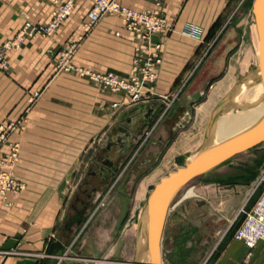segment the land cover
Listing matches in <instances>:
<instances>
[{
    "label": "rangeland",
    "instance_id": "rangeland-1",
    "mask_svg": "<svg viewBox=\"0 0 264 264\" xmlns=\"http://www.w3.org/2000/svg\"><path fill=\"white\" fill-rule=\"evenodd\" d=\"M252 2L253 0H235L233 8L220 18L223 25L220 35L213 41V45L206 47L208 50L200 47L199 58L187 64L186 68L193 70L194 73L183 79L180 92L183 96L174 102L172 101L175 95L163 93L153 95L152 87L158 73L155 80L147 85L148 92L140 100L131 102L122 92H111L89 81L90 84L85 77L74 73L72 68H66L77 66L96 71L88 66L74 65L70 61L72 55L62 62L60 53L73 45V54L75 50L73 42L61 46L51 56L45 65L44 86L67 85L71 77V80L76 78L83 84L89 83L99 92L111 93L114 96L112 99H115L113 103L109 101L102 106V114L92 112L91 125H82L84 121H80L81 124L75 126L70 124L45 126L46 133L49 132L51 136L60 139L53 145L56 147L54 151L58 150L57 153L60 155L44 159V167L47 169L44 173L22 174L15 171L20 146L18 142L13 141L18 144V150L12 171L14 177L22 182L23 192L26 185L33 183L31 184L33 188L28 191L31 195L29 197L45 198L55 193L54 188L59 183L63 185L61 191L56 190L60 207L47 236L50 239L56 237L64 244L62 252L58 255L57 264L135 262L137 236L142 235L140 218L153 184L168 171L182 166L184 161L203 148L207 138L206 125L212 109L222 103L214 115L213 123L222 115L236 113L247 107L235 105L231 98L237 86L244 89L238 85L244 76L250 71H255L259 65L252 40L255 23ZM191 26L192 24H188L186 28L191 29ZM229 33L232 34L231 45L225 50L224 39ZM10 37L4 39L0 45ZM33 37L25 38L18 48L2 54L0 73L9 72L7 54L19 50L25 40ZM40 92L41 90H32L26 95L28 107L35 104ZM46 95L48 97L46 102L49 104L44 103L45 121L57 122L53 115H60L66 118L61 121L68 123L71 122L68 118L70 114L78 121L79 115L73 109L68 111L70 105L65 94L58 96L56 92L51 91ZM250 95L254 96L252 93ZM178 104L182 105L180 110L183 113L178 121L170 122L169 139L164 144L156 146L155 150L158 152L155 151L152 157H145L142 161L143 149H139L146 148L155 140L156 128L153 127L162 116V121L169 122V116ZM137 107H142L146 113L152 110L153 114L146 119L141 116V111L144 110L137 112L135 110ZM82 113L87 114L81 111ZM97 117H103V120L96 121ZM86 121L90 122L87 119ZM10 122L13 126L8 135L16 128H23L15 121ZM118 129L126 130L130 134L129 146L114 158L115 171L104 177L97 171L103 167L101 158L111 156L113 148L112 150L106 148L109 139ZM222 133L217 132L214 138ZM256 147L253 148L255 160L261 164L253 179H243L247 175L244 173L242 177L236 174L232 165L245 158V154H238L223 163L228 165L223 172L218 169L211 170L187 182L178 190L167 211L161 235L162 264H204L214 259L221 248V232L225 229L234 232L243 219V211L249 208V202L256 201L262 192L264 183H260L259 180L264 165V142ZM176 153L181 156L173 158ZM183 155L186 159L182 157ZM27 180L31 183L28 184ZM127 180L131 181L126 187ZM239 182L243 185H239ZM189 190L195 195L187 196ZM245 198H248L247 202H244ZM240 202L244 204L239 209L235 208L240 206ZM233 216L235 217L232 220Z\"/></svg>",
    "mask_w": 264,
    "mask_h": 264
},
{
    "label": "crops",
    "instance_id": "crops-1",
    "mask_svg": "<svg viewBox=\"0 0 264 264\" xmlns=\"http://www.w3.org/2000/svg\"><path fill=\"white\" fill-rule=\"evenodd\" d=\"M63 1L0 0V43L10 37L25 20L46 23L50 18L54 2ZM234 1L117 0L121 6L129 9L143 10L158 7L169 26L168 31L162 30L151 36L152 41L160 44L161 54L157 79L152 87L153 95L162 93L175 95L174 99L171 98L172 102L178 98L181 99L183 79L194 73L193 70L186 68L187 64L199 58L200 47L206 48L213 45V41L223 29L220 18L233 8ZM89 5L88 0H75L70 15L61 22L52 36L37 35L25 40L19 50L10 51L7 54L9 72L0 73V125L15 121L18 126H23L21 129L13 130L7 137L8 141H16L20 146L19 161L15 166V171L18 173H44L47 170L44 167V159L60 155L57 153L58 150L54 151L56 147L53 146L60 139L54 135L51 136L49 132L46 133L45 126H68L69 124L75 126L80 125L82 121H84L82 125H91L93 124L92 112L100 113L103 105L109 101L112 103L115 101L111 93L99 92L96 87L90 86L89 81L87 82L90 84L85 82L83 84L76 78L71 80L70 77L67 85H43L46 77L45 65L61 46L72 42L75 44V50L70 59L74 65L88 66L97 72L111 71L118 76H125L131 68L132 48L137 38L127 33L119 17L113 14L102 16L90 31L83 34L80 25ZM188 24H192L191 29L186 28ZM58 80L61 82V79L58 78ZM32 90H41V92L35 104L28 107L26 95ZM50 90L53 93L56 92L58 96L66 95L70 105L68 111L73 109L79 115L78 121L71 114L68 115L71 121L68 123L61 121L66 118L60 115H53L57 122L45 121L44 103L49 104L46 102L48 98L46 94H50ZM54 102L55 100L52 101ZM181 106V104L176 106L169 116V122L162 121V116L155 124L153 127V129L156 128L155 140L151 141L146 148L139 149H143L142 161L145 157H152L155 151L158 152L157 149L155 150L156 146L164 144L169 139L170 122L178 121L181 117L183 113L180 110ZM141 108L137 107L135 110L137 112L144 110ZM81 111L87 114H81ZM141 112V116L146 119L153 114L152 110L149 113H146V110ZM95 120H103V117H97ZM121 132L124 136H130L126 130L118 129L109 139L106 149L113 148L111 156L106 155L101 158L104 168L97 171L104 177L115 171L114 158L129 146V139L121 140L119 136ZM1 149L5 151L6 147L2 146ZM241 154H245V158L232 166L237 175L242 177L243 173L247 174L243 179L251 180L261 162L255 160L256 155L253 149L239 155ZM179 156L181 155L176 153L173 158ZM182 157L186 159V156ZM225 168H228V165L221 164L211 170L218 169L223 172ZM130 181H126V187L130 185ZM30 183L28 181V184ZM31 184L26 185V190L17 197L7 195L6 200L0 198V247L7 238L19 234L13 248L0 250V264H57L58 255L64 248L60 239L47 237L60 207L56 190L61 191L63 185L59 183L54 188L55 193L50 197L41 196L39 199H33L29 197L31 195L28 192L33 188ZM238 184L243 185L241 182ZM247 201L248 198H245L244 202ZM244 202H240V206L235 208L239 209ZM254 202H249V208ZM234 217L231 219L233 220ZM232 235V230L225 229L221 232L220 251L211 262L206 261L204 264H264V239L257 242L248 255V248L241 241L233 239ZM3 251L8 252L3 253Z\"/></svg>",
    "mask_w": 264,
    "mask_h": 264
},
{
    "label": "built area",
    "instance_id": "built-area-1",
    "mask_svg": "<svg viewBox=\"0 0 264 264\" xmlns=\"http://www.w3.org/2000/svg\"><path fill=\"white\" fill-rule=\"evenodd\" d=\"M75 0L54 2L50 18L46 23L25 21L19 29L0 45V61L3 53L16 49L25 38L35 35L50 36L71 13ZM90 5L85 13L80 28L88 32L99 19L106 14L119 17L124 30L137 38L132 48L131 69L125 76H118L111 71L96 72L82 67H72L73 72L85 77L91 83L111 92H122L131 102H136L148 92L147 85L156 78V71L161 63L160 44L151 40L159 31H168L165 18L156 8L135 10L121 6L117 0H88ZM118 34V33H116ZM73 45L60 53L62 62L72 55ZM64 64V63H63ZM13 124L0 125V198L16 196L23 190L22 182L13 175V166L17 157L18 144L8 141V132ZM2 146L6 147L3 151ZM260 183H264V165L260 172ZM233 239L241 241L248 248V255L257 242L264 239V186L254 204L243 211V219L233 232ZM8 251H3L7 253Z\"/></svg>",
    "mask_w": 264,
    "mask_h": 264
},
{
    "label": "water",
    "instance_id": "water-1",
    "mask_svg": "<svg viewBox=\"0 0 264 264\" xmlns=\"http://www.w3.org/2000/svg\"><path fill=\"white\" fill-rule=\"evenodd\" d=\"M252 13L257 29L260 46L261 77L264 84V0H253ZM217 105L209 114L205 136L207 137L215 113L221 107ZM264 142V114L260 120L246 131L198 153L191 161H184L182 166L168 171L152 186L146 198L147 213V251L146 264H162L160 242L167 211L178 190L187 182L211 169L223 164L234 156L255 148ZM19 238L15 234L7 238L0 250L14 247ZM132 264H138L135 260Z\"/></svg>",
    "mask_w": 264,
    "mask_h": 264
},
{
    "label": "bare ground",
    "instance_id": "bare-ground-1",
    "mask_svg": "<svg viewBox=\"0 0 264 264\" xmlns=\"http://www.w3.org/2000/svg\"><path fill=\"white\" fill-rule=\"evenodd\" d=\"M231 36L232 34L229 33L224 39L225 50H228L230 48ZM252 40H253V46L255 49V55L257 57L259 65L255 71L248 72L244 76L243 80L238 85H241V87L248 90L254 96L250 95V93H248L244 89H241L239 86H237V88L235 87L236 90H235L234 95L231 98V101H233L235 105H238V104L246 105L247 107L242 108V110H238L236 113L230 112V113H227L226 115H222L217 120H215L210 127L207 138L205 139L206 144L203 146V148L200 151L191 155L190 158H188L186 161H191L201 151L208 149L214 145H217L223 141H226L246 131L247 129L254 126L263 116L264 114V84H263V80L261 77L260 46H259L258 34H257L255 23L253 24ZM256 78L258 80H256ZM221 131L223 132L222 135H219L218 137L214 138L216 133L221 132ZM119 136L121 137V140L124 138H125L124 140L129 139V135H126L125 137L122 133H119ZM187 193H186L187 196L195 195L191 190H189V192ZM140 227H141L140 232H142V235L139 234V236H137V240H136L137 251L135 255H136V260L138 261V264H146L148 261L147 235H146V229H147L146 207L143 211V215L140 218Z\"/></svg>",
    "mask_w": 264,
    "mask_h": 264
},
{
    "label": "flooded vegetation",
    "instance_id": "flooded-vegetation-1",
    "mask_svg": "<svg viewBox=\"0 0 264 264\" xmlns=\"http://www.w3.org/2000/svg\"><path fill=\"white\" fill-rule=\"evenodd\" d=\"M122 133V132H121ZM126 137V136H125ZM125 139V138H124ZM119 155V154H118Z\"/></svg>",
    "mask_w": 264,
    "mask_h": 264
}]
</instances>
